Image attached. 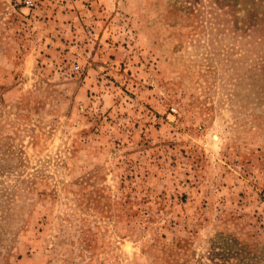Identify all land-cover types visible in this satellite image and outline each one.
<instances>
[{
	"label": "rangeland",
	"instance_id": "374dc122",
	"mask_svg": "<svg viewBox=\"0 0 264 264\" xmlns=\"http://www.w3.org/2000/svg\"><path fill=\"white\" fill-rule=\"evenodd\" d=\"M0 264H264V0H0Z\"/></svg>",
	"mask_w": 264,
	"mask_h": 264
},
{
	"label": "trees",
	"instance_id": "16d2710c",
	"mask_svg": "<svg viewBox=\"0 0 264 264\" xmlns=\"http://www.w3.org/2000/svg\"><path fill=\"white\" fill-rule=\"evenodd\" d=\"M179 241V240H178ZM181 242V241H180ZM177 246H178V243H175V245L173 246V248L172 249H177ZM171 256H173V255H171Z\"/></svg>",
	"mask_w": 264,
	"mask_h": 264
}]
</instances>
